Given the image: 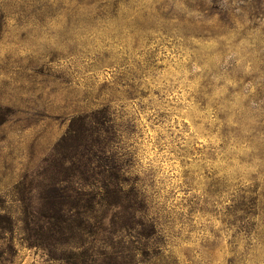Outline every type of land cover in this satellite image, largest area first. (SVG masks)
I'll return each mask as SVG.
<instances>
[{
  "label": "rangeland",
  "instance_id": "rangeland-1",
  "mask_svg": "<svg viewBox=\"0 0 264 264\" xmlns=\"http://www.w3.org/2000/svg\"><path fill=\"white\" fill-rule=\"evenodd\" d=\"M0 110V264H264V0H0Z\"/></svg>",
  "mask_w": 264,
  "mask_h": 264
},
{
  "label": "trees",
  "instance_id": "trees-1",
  "mask_svg": "<svg viewBox=\"0 0 264 264\" xmlns=\"http://www.w3.org/2000/svg\"><path fill=\"white\" fill-rule=\"evenodd\" d=\"M4 123L5 119L2 118V112L0 110V130H2ZM35 140L38 145H41L38 135H35ZM41 152L44 154V163L40 170L35 169L31 171L27 165H24L21 169H9V175H11L12 178L16 177L13 184L12 194L17 198L22 199L28 206H32L34 203L46 204L55 217H62L65 214L64 207L56 209L47 199H44L42 194L41 196H38L32 193V189L34 188L41 189L42 192L47 191L55 193L56 191H59L64 200L65 193L61 186L60 177L52 166L43 148L41 149ZM138 205H140V203H138Z\"/></svg>",
  "mask_w": 264,
  "mask_h": 264
}]
</instances>
